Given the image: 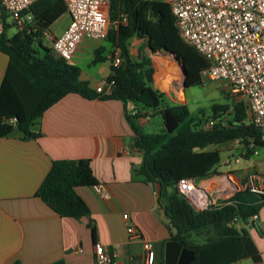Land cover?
I'll return each mask as SVG.
<instances>
[{"label":"trees","instance_id":"obj_1","mask_svg":"<svg viewBox=\"0 0 264 264\" xmlns=\"http://www.w3.org/2000/svg\"><path fill=\"white\" fill-rule=\"evenodd\" d=\"M0 10V51L8 56L0 83V137L17 132L20 139H37L40 134L33 129L35 122L67 94L119 100L125 111L127 104L132 103L126 117L135 134L134 145L143 153L138 173L144 182L161 185L157 202L170 232L168 240L195 251L190 264L262 261L252 236L242 225L250 223L262 233L258 215L264 208V194L246 187L216 204L196 210L177 189L180 179L199 181L216 174L223 161L221 145L236 141L248 157L264 145V139L250 121L244 101L235 103L231 112L227 104L212 105L203 123L186 103L167 101L153 86L154 67L150 57L142 52L139 58H134L129 52L133 37L143 38L152 53L174 52L186 70L185 88L202 84L200 72L207 66L205 58L180 37L164 0H110L109 18L113 25L106 40L119 49L122 61L111 64L106 77L113 83L109 93L90 88L87 81L80 79L79 66L56 57L41 41L42 32L66 13L63 0L34 1L27 9L33 17V30L14 31L10 35L7 15ZM101 55L96 50L92 62L105 59ZM156 68L155 80L160 65ZM154 114L162 119L163 128L159 132L145 133L133 124L140 116ZM94 184L97 181L89 159H57L51 162L35 195L59 216L80 219L89 217L90 210L75 189ZM87 226L94 236L91 219ZM49 264L65 262L60 259Z\"/></svg>","mask_w":264,"mask_h":264},{"label":"crops","instance_id":"obj_2","mask_svg":"<svg viewBox=\"0 0 264 264\" xmlns=\"http://www.w3.org/2000/svg\"><path fill=\"white\" fill-rule=\"evenodd\" d=\"M66 14L63 30L69 21ZM103 42L108 41L84 38L70 60L80 67V79L87 81L92 89L110 73L108 57L117 49L109 42L105 47ZM96 50L105 59L95 64L92 61ZM129 52L134 58H139L142 52L147 54L154 67L153 86L167 101L182 103L179 95L176 99L170 97L171 90L177 89L178 80L169 60L165 59L173 71L168 86L162 87L155 80V65L161 57L157 54L161 52L152 53L146 41L138 37L131 38ZM7 63L8 56L0 51V83ZM132 108V103L127 104L125 111L119 100L88 99L71 93L37 119L33 126L40 134L37 139H20L17 132L0 137V264H49L60 259L65 264H95L93 245L97 242L117 252L118 264H144L142 242L129 239L123 213L128 214L129 222L140 231L142 239L152 244L154 264H164V244L170 232L158 206L155 184L144 182L138 173L143 153L134 145L135 134L126 117ZM151 116H140L133 124L149 133L144 129ZM80 158L90 160L93 175L104 195L97 194L92 186L77 187L76 192L89 207V217H61L35 192L53 160ZM223 184L227 182L222 181ZM229 191L228 187L226 192ZM262 212L264 208L258 215L262 233L250 223L242 225L252 236L262 261L242 259L238 264H264ZM90 219L95 225L94 236L87 226Z\"/></svg>","mask_w":264,"mask_h":264},{"label":"built area","instance_id":"obj_3","mask_svg":"<svg viewBox=\"0 0 264 264\" xmlns=\"http://www.w3.org/2000/svg\"><path fill=\"white\" fill-rule=\"evenodd\" d=\"M34 1L0 0V9L6 13L15 31L33 30V17L27 9ZM63 1L69 15L66 28L59 34L46 29L41 39L47 38L46 46L53 55L70 61L84 38L105 39L113 24L109 18L110 0ZM164 1L170 8L180 37L207 61V66L200 72L202 82L219 81L230 96L241 97L250 121L264 139V0ZM121 19L125 21V16L121 15ZM108 58L112 65L122 61L118 48ZM112 85L106 77L102 78L95 91L109 93ZM208 124L211 121L206 126ZM234 162H238V158ZM227 176L228 185H234L232 190H237L240 182L229 173ZM246 185L251 191L264 194V168L259 172L248 173ZM92 187L97 194L104 195L101 185L94 184ZM227 188L217 191H228ZM177 189L196 210L205 209L218 201L217 198H211L209 189L194 179H180ZM122 218L126 222L129 239L142 242L144 264H154L152 244L142 239L140 231L129 222L127 213H123ZM256 218L254 215L253 219ZM93 254L95 264H118L117 252L99 242L94 243Z\"/></svg>","mask_w":264,"mask_h":264},{"label":"rangeland","instance_id":"obj_4","mask_svg":"<svg viewBox=\"0 0 264 264\" xmlns=\"http://www.w3.org/2000/svg\"><path fill=\"white\" fill-rule=\"evenodd\" d=\"M66 20L67 14L64 13L57 20H55L48 29L53 33L59 34L62 32ZM7 22L10 24L9 18H7ZM14 31L15 29L10 25V27L7 29V34L10 35ZM41 41L44 45L48 44L46 37H43ZM103 45L108 47L109 43L103 42ZM157 56H161L162 58H157V60H159L160 69L157 73L158 79L156 78V81H158L160 86L167 87L172 77L171 72L173 71V65L175 68L174 75L177 77L178 85L176 90H171L172 96L170 95V97L176 99L177 95H179L180 101H182V103H186L191 113L194 114L198 119H201L203 123H205V118L210 115L212 105L227 104L229 105L228 112H231L235 103L238 101H244L241 97H233L226 93L219 81L205 80L202 84L188 87L185 90L183 87L182 71L179 63L165 51L161 52V54H157ZM165 59L169 60L172 65L168 64ZM155 66L157 67V64ZM161 123L162 119L160 115L154 114L151 116L149 124L144 130L149 133L159 132L161 130ZM219 148L223 150V161L217 168V173L212 175L210 178L204 179L205 182H201L202 186L204 187L207 185L206 183L209 180L213 181L209 191L211 192V198H217L218 200L229 197L239 189L246 188V175L252 172H259L264 168V145L258 146L256 148V153L248 157L244 155V148L236 141L228 142L224 145H221ZM235 158H238V162L236 163L234 162ZM254 169L258 171H254ZM225 173L231 174L236 180L240 182V187L237 190L233 191V188L231 187V191L229 192L217 191L222 189L220 188L222 187V181L224 183H228L229 177ZM220 181L221 183H219ZM261 216L263 219L264 212L261 213Z\"/></svg>","mask_w":264,"mask_h":264},{"label":"water","instance_id":"obj_5","mask_svg":"<svg viewBox=\"0 0 264 264\" xmlns=\"http://www.w3.org/2000/svg\"><path fill=\"white\" fill-rule=\"evenodd\" d=\"M167 54H170L180 65L182 75H183V86L185 88V79H186V70L182 62H180L176 54L172 51H165ZM125 66V65H124ZM227 175V173H225ZM156 196L159 197L161 194V185L160 183L155 184L154 187ZM195 251L183 247L179 242L175 240H168L164 244V264H190Z\"/></svg>","mask_w":264,"mask_h":264},{"label":"bare ground","instance_id":"obj_6","mask_svg":"<svg viewBox=\"0 0 264 264\" xmlns=\"http://www.w3.org/2000/svg\"><path fill=\"white\" fill-rule=\"evenodd\" d=\"M164 63V62H163ZM165 67V66H164ZM213 183V181L212 180H209L206 184L207 185H205L204 186V188H206V189H209V188H211V184ZM216 186V185H215ZM223 186V188H226V187H229V190L231 189L230 187L232 186H230V185H228V183H227V185L225 184V185H222ZM232 187H234V185L232 186ZM228 189V188H227Z\"/></svg>","mask_w":264,"mask_h":264}]
</instances>
